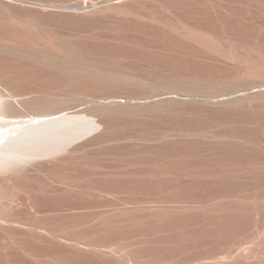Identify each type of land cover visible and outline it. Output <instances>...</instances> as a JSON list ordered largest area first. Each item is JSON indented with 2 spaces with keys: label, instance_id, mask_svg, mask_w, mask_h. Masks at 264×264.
Returning <instances> with one entry per match:
<instances>
[{
  "label": "rangeland",
  "instance_id": "374dc122",
  "mask_svg": "<svg viewBox=\"0 0 264 264\" xmlns=\"http://www.w3.org/2000/svg\"><path fill=\"white\" fill-rule=\"evenodd\" d=\"M213 2L221 12L254 17L264 25V0ZM149 8L143 11L177 26L185 19L200 22L198 16L211 12L199 0L171 2V12ZM39 17L76 47L103 53L139 77L190 74L264 83L262 76L244 69L236 74L232 64L174 34L141 27L116 11L88 15L59 8ZM263 29L245 34L246 41L263 44ZM153 51L162 54L159 63ZM10 65L16 72L0 76V81L20 95L25 91L18 86L17 72L37 67L17 61ZM74 86L38 84L47 88L45 94H108L106 86ZM217 93L207 99L174 94L186 102L155 116L107 120L84 139L83 149L56 160L1 166L4 176L52 162L62 165L33 172L25 180V192L16 189L11 205H0L5 220L0 223V264H262L264 102L228 109L216 102Z\"/></svg>",
  "mask_w": 264,
  "mask_h": 264
},
{
  "label": "bare ground",
  "instance_id": "6f19581e",
  "mask_svg": "<svg viewBox=\"0 0 264 264\" xmlns=\"http://www.w3.org/2000/svg\"><path fill=\"white\" fill-rule=\"evenodd\" d=\"M175 1L184 0H64L57 4L51 0H0V76L16 72L10 68L13 61L37 67L34 71L17 72L21 76L18 86L25 91L20 95L0 81V167L11 162L56 160L61 154L83 149L84 139L101 130L107 120L173 111L186 102L176 96L203 95L207 99L219 92L215 95L216 102L228 109H246L264 102V83L253 85L249 80L217 81L190 74L139 77L103 53L76 47L52 32L39 17L59 8L88 15L116 11L130 16L128 19L141 27H155L158 31L174 34L190 42L198 51L211 53L215 59L232 64L236 74L244 69L248 74L264 77V43L250 45V40L245 39L249 32L262 31L264 25L260 23L263 20L257 22L254 17L221 12L222 7L213 0H199L211 10L210 16H198L200 22L185 19L180 26L165 21L156 13L143 11L151 6L149 9L162 8L171 12L168 4ZM157 51L153 52L159 63L162 54ZM46 81L72 84L76 90L106 86L108 94L103 97L45 94L47 88L42 89L38 84ZM235 83L244 88L237 89L238 85L234 88ZM121 90L124 96L120 95ZM61 166L52 162L4 176L0 173V205L5 202L11 205L17 195L16 189L24 191L25 180L33 172L52 171ZM2 221L4 224L0 216V223ZM260 258L264 264V255Z\"/></svg>",
  "mask_w": 264,
  "mask_h": 264
}]
</instances>
